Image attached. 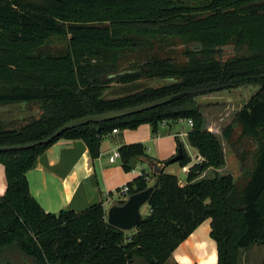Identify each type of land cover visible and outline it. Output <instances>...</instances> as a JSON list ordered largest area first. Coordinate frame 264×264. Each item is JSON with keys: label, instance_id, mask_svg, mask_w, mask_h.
<instances>
[{"label": "trees", "instance_id": "16d2710c", "mask_svg": "<svg viewBox=\"0 0 264 264\" xmlns=\"http://www.w3.org/2000/svg\"><path fill=\"white\" fill-rule=\"evenodd\" d=\"M54 39L67 40L66 48L53 52ZM226 46L236 54L221 59ZM132 58L134 69L119 73ZM156 78L174 81L103 97L115 85ZM245 85L259 88L237 114L244 129L237 136L234 125L223 132L231 145L248 138L259 146L253 166L237 179L219 171L226 165L223 143L206 128L196 99ZM169 96L166 104L71 128L48 143L0 151L7 179L0 195V264H167L207 218L218 264H239L241 249L264 246V140L255 133L264 128V0H0V106L39 107L38 115L22 120L0 118V145L37 142L73 119ZM180 118L193 120L188 139L203 159L189 167L184 185L164 169L127 183L118 204L151 186L152 177L159 183L136 228L111 225L103 202L48 212L32 195L27 172L59 139L84 140L94 159L114 129L149 123L156 134L161 123ZM178 147L185 167L192 158ZM119 153L126 171L153 159L142 142L123 144Z\"/></svg>", "mask_w": 264, "mask_h": 264}, {"label": "crops", "instance_id": "0c3cea01", "mask_svg": "<svg viewBox=\"0 0 264 264\" xmlns=\"http://www.w3.org/2000/svg\"><path fill=\"white\" fill-rule=\"evenodd\" d=\"M177 122H183V120L161 123L156 137L148 135V133L139 135L137 130L131 131V129H125L122 133L121 129L113 130L102 139L100 155L94 159L84 140L61 138L39 155L34 166L27 172L30 191L48 212H58L61 209L68 208L82 211L92 204L103 202L108 214L109 208L121 198L118 189L138 175V173H133L132 177L129 176L128 171L121 164L120 157L111 160V156L115 152H119V147L123 144L142 142L147 147V152L153 160L162 164L163 160L177 153L179 142L185 147L180 136L185 134L188 136L191 128L181 132L178 130L179 132L174 133L175 142L167 147H154L151 140H160L162 135L158 134L162 130L170 132ZM153 150H155V153ZM189 155L192 161L185 166L187 169L182 168L185 173L191 165L203 159L198 150L193 155ZM143 162L149 165L142 158L135 164L136 166L134 165V168ZM171 164L163 165L164 171L179 177V172ZM170 166L172 167L170 168ZM145 170L149 173L146 168ZM152 171H154L153 166ZM219 171L221 172V170ZM6 189L5 168L3 163L0 162V195L4 194ZM175 263L218 264L217 243L211 236V218H207L199 224L174 249L167 264Z\"/></svg>", "mask_w": 264, "mask_h": 264}, {"label": "rangeland", "instance_id": "374dc122", "mask_svg": "<svg viewBox=\"0 0 264 264\" xmlns=\"http://www.w3.org/2000/svg\"><path fill=\"white\" fill-rule=\"evenodd\" d=\"M66 46H67V40L65 39H54L49 44V48L53 52L62 51L66 48ZM183 47L184 45L182 44L179 45V49H182ZM235 54L236 51L234 49V46H226L223 48V52L219 56L221 59L222 58L227 59ZM181 56L182 54H178L176 57H179L178 60H182L183 58ZM143 60L144 59H139L134 63L136 64H138L139 62L142 63ZM132 62H133V58L122 62L121 65L123 69L122 71H128L129 69H134ZM258 88L259 87L257 85L239 86L231 89H226L223 91L202 95L197 97L196 99L197 104L203 113L206 128L212 131L217 136H219V138L223 143L224 150H226L225 152L227 155L226 165L224 166V168L221 169V172L225 174L232 173L234 177L237 179L243 176V172H242L243 167L251 168V166H253L255 153L257 152L259 143L256 140L245 138L241 142L236 143L235 145H231L227 141L223 131L227 130L229 126L234 125L235 129L233 132V136H237L239 134V131H241V129H244L243 125L237 122L236 119L237 114L240 111V109L249 101L251 96L258 90ZM29 111H33L35 115H38L39 114L38 105H32V106L23 105L22 107L16 108L14 110H12V108L6 107V105L0 106V116H10L11 114L12 115L19 114L18 115L19 117H15V118L21 120L25 117V113ZM15 118L6 117L3 120L7 121ZM181 120H183V122H177L175 126L171 128L170 132H168L167 130H162V132L158 134V135H162L161 139L158 141L151 140V144L154 147H158V146L167 147L170 144L171 145L174 144L175 142L174 133H176L178 130L181 132L182 130H187L191 128L186 118ZM126 129H131V131L137 130L139 135L148 133V135H153L156 137L157 134V133L154 134L151 131V126L149 123H143L136 128H126ZM124 131L125 129H121V133ZM255 133L256 135L262 137L260 141L263 142L264 128L263 127L258 128L255 131ZM180 137L182 138L185 148L189 154L193 155L194 153L197 152L198 149L190 143L188 136L186 134ZM153 152L155 153V150H153ZM145 160L146 162L149 163V165L143 162L141 164H138V166L135 169L139 170L142 166H144L147 169V171H149V174L152 175L153 174L152 162L154 160L153 159H145ZM137 163L138 162H136L135 164ZM171 165L174 166L179 172L180 183L184 185L186 183V173L183 171L182 169L183 167L178 162H174ZM172 166H170V168ZM211 170L213 169L208 170L210 174H212L211 172H213ZM133 173H134L133 170L128 171V174L131 177L134 175ZM154 182H155V177H152L149 181V184L152 185ZM128 196L129 195H127L126 199L128 198ZM141 213L143 215L149 213V207L147 204H144L142 206ZM263 259H264V246L262 244L255 243L250 248L241 249L239 264H263Z\"/></svg>", "mask_w": 264, "mask_h": 264}, {"label": "water", "instance_id": "95a60500", "mask_svg": "<svg viewBox=\"0 0 264 264\" xmlns=\"http://www.w3.org/2000/svg\"><path fill=\"white\" fill-rule=\"evenodd\" d=\"M125 72L126 71H121L119 73H125ZM173 81H174L173 78H156V79L141 80L130 84L113 86L104 92L103 97L113 98V97L124 96L143 90L148 87L158 86V85L159 86L168 85L171 84ZM170 100L171 97L169 96V97H164L149 102H145L142 104H138L135 106H129L126 108L109 110L106 112L79 117L66 122L64 125L59 127L54 133L37 142H30V143L17 144V145H0V151L22 150L25 148L33 147L40 143H48L68 129L83 126L89 123H102V122L123 118L135 113H140L149 110L151 108H155L157 106L166 104ZM23 105H26V103L8 104L6 105V107L12 108V110H14L16 108L22 107ZM31 114L35 115L33 111H29L25 113V116H29ZM18 115L19 114H14V115L11 114L10 116L7 117L15 118V117H19ZM183 155H184V149L179 148L177 154L173 158H171L168 164L178 162L183 157ZM152 165L155 172H162L164 169L163 165L165 166V164L163 163L159 164L156 161H153ZM158 185L159 183L158 181H156L148 188L130 194L123 204H118V203L113 204L108 210V214H107L108 222L111 225L126 231L136 228L144 218V215L141 213L142 206L144 204H148L154 190L158 187Z\"/></svg>", "mask_w": 264, "mask_h": 264}, {"label": "built area", "instance_id": "2783aa9c", "mask_svg": "<svg viewBox=\"0 0 264 264\" xmlns=\"http://www.w3.org/2000/svg\"><path fill=\"white\" fill-rule=\"evenodd\" d=\"M183 118H180L179 120H181ZM188 123L190 124V126H193V120L191 118L187 119ZM114 131H117V129H114ZM120 157V153L119 152H115L112 156H111V160H114V158ZM184 169H187L186 167H184ZM134 173H138V174H144L146 173L145 168L141 167L139 170H136L135 168L132 169ZM129 192V186L128 184H125L123 187L120 188V191L118 192L120 195H125Z\"/></svg>", "mask_w": 264, "mask_h": 264}, {"label": "flooded vegetation", "instance_id": "af4514ba", "mask_svg": "<svg viewBox=\"0 0 264 264\" xmlns=\"http://www.w3.org/2000/svg\"><path fill=\"white\" fill-rule=\"evenodd\" d=\"M7 116H0V118L5 119Z\"/></svg>", "mask_w": 264, "mask_h": 264}]
</instances>
